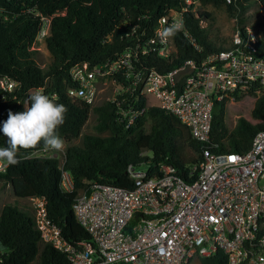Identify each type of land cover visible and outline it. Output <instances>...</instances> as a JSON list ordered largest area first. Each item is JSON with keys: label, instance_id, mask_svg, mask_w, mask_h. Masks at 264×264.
<instances>
[{"label": "trees", "instance_id": "trees-1", "mask_svg": "<svg viewBox=\"0 0 264 264\" xmlns=\"http://www.w3.org/2000/svg\"><path fill=\"white\" fill-rule=\"evenodd\" d=\"M183 0H0V76L17 83L11 93L0 91V127L13 114L30 107V97L40 92L54 103L67 108L65 122L57 129L65 142L79 137L89 115L96 116L97 132L108 136L83 135L81 146H68L60 164L57 158L32 156L44 149L43 143L33 149L17 153L18 165H7L0 172V190L9 185L15 197L27 199L43 197L48 217L56 223L68 241L87 240L89 236L72 218L71 202L79 190L90 183L109 184L125 190L134 188V178L128 168L142 170L147 177L160 176V167L171 166L185 181L196 178L200 172L202 148L215 151H247L254 135L264 131V94L253 102L251 122L238 117L229 130L225 123V101L215 102L212 109L210 135L206 142L195 140L188 128L172 113L147 104L138 94H117L113 101L105 100L91 106L69 95L77 88L69 70L86 63L89 67L114 61L126 50L139 51L141 39L151 36L158 19L170 9H179ZM211 5L223 7L237 22L244 21L245 8L251 0H201L200 8ZM28 10H30L28 12ZM39 13L52 17L45 45L50 61L45 68L36 61V50L31 49L39 27ZM206 10L184 13V28L190 39L178 31L172 37L175 50L168 57L149 52L140 57V65L164 74L186 60L195 64L224 50L212 23L204 28L200 21H210ZM251 28L262 34L258 43L264 55V17H258ZM137 95V96H136ZM236 98L235 101H239ZM141 111L128 125L124 113ZM148 125L146 129L145 125ZM6 147V138L0 134V148ZM67 172L73 190L61 188V172ZM191 175L189 176V173ZM7 203L0 211V252L4 264H70L65 254L40 242L32 211ZM75 224V230L69 220ZM200 264H226L225 255L218 252L203 257Z\"/></svg>", "mask_w": 264, "mask_h": 264}, {"label": "built area", "instance_id": "built-area-1", "mask_svg": "<svg viewBox=\"0 0 264 264\" xmlns=\"http://www.w3.org/2000/svg\"><path fill=\"white\" fill-rule=\"evenodd\" d=\"M200 2L183 0L179 9L166 11L151 36L141 39L139 51L126 50L98 66L71 67L77 88L70 89L69 95L93 106L98 85L108 83L116 91L107 100L124 93L152 98L150 106L172 113L195 140L206 142L215 102L244 97L254 101L264 94V55L258 48L262 34L251 28L257 16L264 17V0H251L241 15L243 22H237V13L231 17L230 44L198 64L186 60L164 74L140 65V57L149 52L168 57L175 50L172 37L165 41L158 35L173 23H183L180 32L197 48L184 28V13L195 12ZM35 16L40 23L33 50L38 42L45 43L52 18ZM205 24L199 22L202 28ZM16 87L14 80L0 76V91L11 93ZM140 113H124L126 127ZM201 157L200 172L190 181L164 164L161 175L154 177L129 167L132 190L96 182L79 190L71 202L72 218L88 234L87 240L65 239L48 217L46 200L27 198L40 242L65 254L70 264H190L218 252L225 255L226 264H264V131L254 135L247 151L203 147ZM7 165L0 161V172ZM61 188L73 190L65 171ZM0 264H4L2 252Z\"/></svg>", "mask_w": 264, "mask_h": 264}, {"label": "clouds", "instance_id": "clouds-1", "mask_svg": "<svg viewBox=\"0 0 264 264\" xmlns=\"http://www.w3.org/2000/svg\"><path fill=\"white\" fill-rule=\"evenodd\" d=\"M183 30V23H173L158 33L167 40ZM30 107L23 112H8V118L0 127V134L6 138V147L0 148V161L10 166L21 163L17 153L33 149L43 143L46 150L63 151L65 143L57 129L65 122L67 108L54 103L48 96L37 92L30 97Z\"/></svg>", "mask_w": 264, "mask_h": 264}, {"label": "rangeland", "instance_id": "rangeland-1", "mask_svg": "<svg viewBox=\"0 0 264 264\" xmlns=\"http://www.w3.org/2000/svg\"><path fill=\"white\" fill-rule=\"evenodd\" d=\"M198 10H206L211 12L212 19L207 21L205 26L208 23H212L213 34H217V38L219 42H223L225 47L230 44L232 30H233V22L231 17L226 13L223 7H212L211 5H207L205 7L196 8ZM33 48L37 51L35 54L36 61L38 64L45 68L50 61V55L46 48V45L43 41L38 42L33 45ZM115 88L108 83H101L97 87V96L93 106H97L101 104L103 101L113 98L115 94ZM154 100L150 98L147 100V104L151 105ZM253 99L251 97H244L239 101L227 102L225 105V123L229 130H231L237 120L238 117L246 118L247 120L254 122L250 117V109L253 105ZM96 124V116L93 112L90 113L87 122L84 124L82 131L78 138L72 140L71 142H65V148L63 151H55V150H45L39 151L37 153L32 154V156H41V157H54L57 158L59 163L61 164L63 161L64 151L68 146H81L83 135H97V136H108V132H97L94 128ZM146 129L148 125H145ZM140 169L144 170L145 167H141ZM10 203L19 207L23 214H26V211H30L29 202L27 199H20L15 197L12 192V189L9 185L1 188L0 190V211L3 205ZM70 226L75 230V224L72 219L69 220ZM190 264H200L198 261L194 260Z\"/></svg>", "mask_w": 264, "mask_h": 264}]
</instances>
